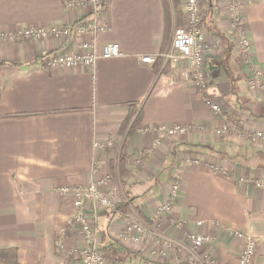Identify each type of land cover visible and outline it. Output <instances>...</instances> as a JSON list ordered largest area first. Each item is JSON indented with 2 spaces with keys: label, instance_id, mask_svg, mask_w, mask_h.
I'll use <instances>...</instances> for the list:
<instances>
[{
  "label": "crops",
  "instance_id": "obj_1",
  "mask_svg": "<svg viewBox=\"0 0 264 264\" xmlns=\"http://www.w3.org/2000/svg\"><path fill=\"white\" fill-rule=\"evenodd\" d=\"M66 1L0 0V249L14 250L17 264H74L82 236L70 224L73 197L58 190L110 173L123 201L97 217L98 247L114 258L109 264H159L158 250L145 247L154 231L180 250L187 235L210 237L205 250L216 264H236L243 243L230 234L239 232L257 239L251 264H264V188L256 187L264 184V141L248 139L264 134V91L249 93L246 75L247 65L257 68L264 90V0H236L251 43L248 57L226 31L230 0L211 9L214 33H202L210 50L209 90L221 115L162 60L141 62L170 47L173 29L184 23L182 0H106L94 44L98 54L117 44L121 56L99 58L92 68H48L45 56L74 52L89 39L19 35L86 21L89 9L68 8ZM234 120L239 134H217ZM176 126L185 133L155 130ZM172 183L178 193L170 213L146 227L144 245L120 244L117 227L144 226L141 219L150 221Z\"/></svg>",
  "mask_w": 264,
  "mask_h": 264
},
{
  "label": "built area",
  "instance_id": "obj_2",
  "mask_svg": "<svg viewBox=\"0 0 264 264\" xmlns=\"http://www.w3.org/2000/svg\"><path fill=\"white\" fill-rule=\"evenodd\" d=\"M201 0H182V8L185 15L182 26L173 29V35L170 47L163 53L151 57L141 58V62L147 65H153L157 60H162L170 73H177L184 82H190L196 89L197 94L201 97L204 105L214 115H221V107L215 102L209 90L207 80L208 64L206 56L209 47L206 45L202 36V14L200 12ZM106 0H68L65 5L68 8H87L89 9L88 18L78 21L73 25H54L50 27H41L27 29L20 33L19 37L24 40L39 41L47 38L59 37H87L89 40L79 44L74 52L61 50L53 52L43 58V64L48 68L62 67L74 68L84 66L87 68L94 67L99 58L109 60L121 56L120 49L117 44H107L98 54L94 39L98 32L103 30L100 23L102 13L104 11ZM227 33L237 45L242 56L248 57L251 43L243 29V16L241 6L236 0H230L227 4ZM248 85L250 89L261 86L260 71L248 66ZM231 128L224 127L217 134H224ZM157 132L171 137L174 135H183L185 129L183 127H173L170 129L159 128ZM257 138L264 141V134L257 133ZM104 182H90L85 187L77 188H61L58 192L61 195H71L73 197L74 213L70 224L72 227H78L82 236L81 246L75 252L74 264H107L106 256L99 250L97 234L98 230L93 226L96 223L98 214L105 209L113 207L111 200L107 194L102 193L100 186ZM258 188H264V184H256ZM178 193V184L172 185L167 201L159 206L157 215L159 217L166 216L170 213L171 207ZM93 223V224H92ZM201 226L202 223H197ZM122 238L130 244L140 243L147 235L146 227L138 223H129L123 228ZM243 243L236 264H251L252 258L256 251L257 239L252 236L244 235L239 232H231L230 234ZM151 240L162 256H165L176 243L154 231L151 234ZM185 245L182 248L187 249L194 259L195 264H216L211 254L205 250L212 244V239L205 235H187ZM57 248H61V242L56 243ZM178 247H180L178 245Z\"/></svg>",
  "mask_w": 264,
  "mask_h": 264
},
{
  "label": "rangeland",
  "instance_id": "obj_3",
  "mask_svg": "<svg viewBox=\"0 0 264 264\" xmlns=\"http://www.w3.org/2000/svg\"><path fill=\"white\" fill-rule=\"evenodd\" d=\"M201 1H203V0H201ZM221 0H218V3L220 2ZM218 3H216V5L213 7V8H217V6H218ZM203 5H204V2H201V7L202 8H204L203 7ZM206 17V15L203 13L202 14V20H203V22H202V27H201V31H202V33H204V30L206 31V32H208L207 30H206V25H207V22H208V20H206L207 18H205ZM210 20V19H209ZM227 31V30H226ZM209 33V32H208ZM204 38V37H203ZM248 73H249V71H248V69H247V71H246V75H248ZM207 76H208V74H207ZM248 79V78H247ZM263 88L261 87V86H259V87H256V88H254V89H250V87H249V85H248V87H247V91L249 92V93H251L252 95H256L258 92H261V91H264V90H262ZM233 124H234V126L233 125H228L227 127H229L230 126V128L231 129H233V131L235 132V133H238L239 134V132H240V124H239V121H233ZM128 126L129 125H126V128H128ZM238 136V135H237ZM252 136V135H251ZM249 136L250 138H248L249 140H254V139H258L257 137H255V135L254 136ZM115 179H116V177H114L112 174H110V173H107V174H105V175H102V176H100L99 178H98V180H97V182L99 181V182H104V183H102V185L100 186V189L102 190V193H105V194H107V196L109 197V199L111 200V202H112V205H113V207L111 208V209H113V208H115L119 203L121 204L122 203V201H123V199H120V192H121V190H120V184L118 183V184H116V187L115 188H113L112 189V182L113 181H115ZM174 183H172V184H169V194H170V191H171V188H172V185H173ZM126 194V196H125V201L126 200H128L129 199V196L127 195L128 193H125ZM169 194L168 195H165V200L164 201H167L168 200V197H169ZM128 196V197H127ZM164 201L163 202H158L154 207H153V210H155V211H153L154 213H152L151 215H150V221H143L142 219H141V222L144 224V226L145 227H149V225H153V224H157L158 223V221H159V219L161 218H158V215L156 214L157 213V210H158V208H159V206H161L163 203H164ZM105 210H109V209H105ZM105 210H103V211H105ZM103 211H100V213L101 212H103ZM136 212V211H135ZM99 215V214H98ZM138 215V214H137ZM139 218H140V216H139ZM134 223H137V222H135L134 221ZM93 224V223H92ZM140 225H142V224H140ZM97 230H98V233H99V229H98V223H97V220H96V223H95V225H93ZM143 226V227H144ZM102 229H104V227H101ZM118 229H120V232H119V234H117V235H115L116 236V239H117V241H119L120 242V244H122V245H124V246H126V247H128V248H137L138 246H142V245H144V241H145V238H147V235H146V237L140 242V243H138V244H130V243H128V242H125L124 240H123V238H122V234H123V228H124V226L123 225H121L120 227H117ZM107 229H105L104 231H106ZM147 234H148V231H147ZM98 239H99V235L97 234V241H98ZM150 244H147V245H145V247L146 248H150V249H152V248H156V245L154 244V242L152 241V240H150ZM150 246V247H149ZM157 249V248H156ZM105 250H106V248H105ZM180 247H178V246H176V245H174V246H172L169 250H167L166 251V254H165V256H162L161 254L159 255V256H157V259H158V262H159V264H195L194 263V259H192V256L190 255V252L187 250V249H183V250H185V251H183V250H180ZM179 253H183V255L181 256V254H179ZM174 258V259H173ZM111 259H114V258H108L107 259V257H106V260H107V264H109L108 263V261L110 262V260ZM150 262H152V263H154V261H153V259H150L149 260ZM111 264V263H110ZM155 264V263H154Z\"/></svg>",
  "mask_w": 264,
  "mask_h": 264
},
{
  "label": "trees",
  "instance_id": "obj_4",
  "mask_svg": "<svg viewBox=\"0 0 264 264\" xmlns=\"http://www.w3.org/2000/svg\"><path fill=\"white\" fill-rule=\"evenodd\" d=\"M164 1V0H163ZM201 2H204V5L202 8L201 7ZM216 3H218V0H203V1H200V5H199V8H200V12L201 14H205L207 18L206 20H208L210 18V14H211V9L216 5ZM83 21V20H81ZM206 30L208 32H212L214 33L213 31V28L212 26L210 25L209 21L207 22V25H206ZM139 117L140 115L138 114L135 118V120L133 121L132 125L130 126L129 130H128V135H130L134 130L135 128L137 127L138 125V122H139ZM131 120V117H129L127 119V121H125V125H128V123L130 122ZM0 264H17V259H16V253L14 250H3V249H0Z\"/></svg>",
  "mask_w": 264,
  "mask_h": 264
}]
</instances>
